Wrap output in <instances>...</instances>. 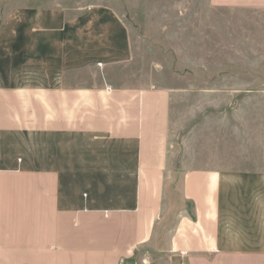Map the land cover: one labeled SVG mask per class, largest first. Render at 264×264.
I'll return each instance as SVG.
<instances>
[{
	"label": "crops",
	"instance_id": "1",
	"mask_svg": "<svg viewBox=\"0 0 264 264\" xmlns=\"http://www.w3.org/2000/svg\"><path fill=\"white\" fill-rule=\"evenodd\" d=\"M80 6L0 22V264H264V148L242 172L209 105L200 153L187 139L167 183L174 96L117 81L129 31L107 5Z\"/></svg>",
	"mask_w": 264,
	"mask_h": 264
},
{
	"label": "rangeland",
	"instance_id": "2",
	"mask_svg": "<svg viewBox=\"0 0 264 264\" xmlns=\"http://www.w3.org/2000/svg\"><path fill=\"white\" fill-rule=\"evenodd\" d=\"M51 3L112 8L127 27L131 45L128 63L115 67L112 76L171 90L177 116L171 130L174 171L167 183L179 180L187 139L200 153L203 122L217 114V106L226 115L227 150L235 152L242 172L249 171L252 154L264 148L263 4L234 9L213 6L211 0H0V22L13 8ZM171 195L166 192L163 210L172 208V230L179 195Z\"/></svg>",
	"mask_w": 264,
	"mask_h": 264
},
{
	"label": "built area",
	"instance_id": "3",
	"mask_svg": "<svg viewBox=\"0 0 264 264\" xmlns=\"http://www.w3.org/2000/svg\"><path fill=\"white\" fill-rule=\"evenodd\" d=\"M100 66V65H99Z\"/></svg>",
	"mask_w": 264,
	"mask_h": 264
}]
</instances>
